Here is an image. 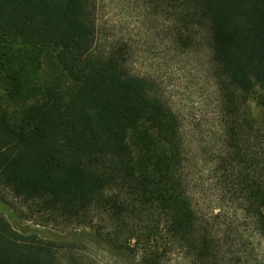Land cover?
<instances>
[{
    "label": "trees",
    "instance_id": "trees-1",
    "mask_svg": "<svg viewBox=\"0 0 264 264\" xmlns=\"http://www.w3.org/2000/svg\"><path fill=\"white\" fill-rule=\"evenodd\" d=\"M146 2L208 54L215 171L241 222L196 207L180 115L127 43L101 42L91 0H0V90L22 109L0 110V200L19 206L0 212V264H167L159 242L187 264H264V0Z\"/></svg>",
    "mask_w": 264,
    "mask_h": 264
},
{
    "label": "rangeland",
    "instance_id": "rangeland-1",
    "mask_svg": "<svg viewBox=\"0 0 264 264\" xmlns=\"http://www.w3.org/2000/svg\"><path fill=\"white\" fill-rule=\"evenodd\" d=\"M91 1L96 6L101 42L127 43L133 52L130 60L132 71L156 81L180 115L187 156L186 171L196 207L208 218L220 214L228 222L240 223L241 212L220 184L215 171L216 157L222 149L223 131L218 94L209 72L205 49L198 47L186 51L176 46L167 30V22L152 10L146 0ZM250 105L255 115L260 113L257 101H251ZM3 109L9 110L14 119L19 120L21 100L11 99L0 90V110ZM1 194L5 200H0V212L19 207L7 191L3 190ZM22 222L35 225L37 220L23 219ZM249 232L261 259L264 241L253 229ZM157 245L160 246L162 263H188L182 252H165L161 242ZM93 254L103 264H123L103 250H93Z\"/></svg>",
    "mask_w": 264,
    "mask_h": 264
}]
</instances>
